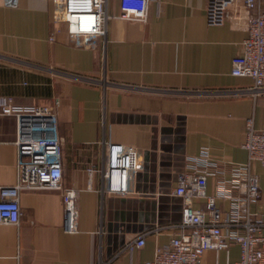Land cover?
<instances>
[{
  "label": "crops",
  "instance_id": "1",
  "mask_svg": "<svg viewBox=\"0 0 264 264\" xmlns=\"http://www.w3.org/2000/svg\"><path fill=\"white\" fill-rule=\"evenodd\" d=\"M207 2L151 0L146 21L110 18L106 35L74 39L60 2L0 0V96L55 106L63 182L79 213L77 231H66L61 190H20L19 223L0 224V264H129L122 248L145 231L134 258L150 260L181 220L183 200L171 191L187 158L207 148L217 160L246 161L248 118L264 127V91L255 96L252 78L231 73L248 11L212 25ZM110 11L120 13L119 0ZM16 139V117L0 116V197L19 181ZM108 142L139 150L136 194L104 188ZM255 169L264 191V166ZM214 187L211 178L208 193ZM239 257L234 244L206 250L201 262Z\"/></svg>",
  "mask_w": 264,
  "mask_h": 264
},
{
  "label": "built area",
  "instance_id": "2",
  "mask_svg": "<svg viewBox=\"0 0 264 264\" xmlns=\"http://www.w3.org/2000/svg\"><path fill=\"white\" fill-rule=\"evenodd\" d=\"M63 5V20L69 34L82 36L106 35L110 18L146 21L151 0H119L120 13L110 11V0H53ZM9 7L19 0H2ZM262 0H208L206 16L209 24H223L229 17H238L246 9L248 36L233 58L231 73L253 79L251 91L255 96L264 91V7ZM233 8V14H229ZM56 103H59L58 101ZM17 119V153L20 171L18 183L1 193L0 224H18L22 215L19 191L58 189L62 191L66 215L65 230L78 229L77 192L63 182V139L58 132L55 106L17 103L13 97L0 96V116ZM246 161L217 160L207 148L187 158L186 167L178 173L171 194L183 200L181 220L168 243L157 245L152 259L136 261L135 252L146 244L150 231L130 239L122 248L129 264H202L208 249L226 250L237 244L240 257L237 264H264V205L257 164L264 166V127L247 120ZM103 168V186L110 193L136 194L139 150L133 144L108 142ZM91 171L93 169L91 168ZM214 191L208 193L210 179ZM204 200L203 207L195 206ZM227 202L228 205L223 203ZM215 264H219L216 262ZM229 264V263H228Z\"/></svg>",
  "mask_w": 264,
  "mask_h": 264
}]
</instances>
